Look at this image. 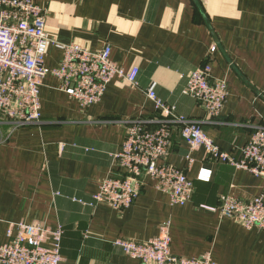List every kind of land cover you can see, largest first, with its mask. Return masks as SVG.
<instances>
[{"label": "crops", "instance_id": "crops-1", "mask_svg": "<svg viewBox=\"0 0 264 264\" xmlns=\"http://www.w3.org/2000/svg\"><path fill=\"white\" fill-rule=\"evenodd\" d=\"M34 2L45 11L50 37L90 51L109 45L111 61L125 72L137 67L138 75L136 86L112 81L86 110L48 76L39 88V124L13 129L0 119V244L7 242L10 224H41L63 232L62 264H141L114 243L150 241L168 223L178 257L264 264V231L244 229L218 211L226 195L264 199V178L206 161L202 148L192 153L187 171L194 190L189 203L171 206L145 178L130 208L92 205L100 182L118 173L112 158L125 137L121 122L154 115L146 96L151 84L178 115L206 119L203 106L182 94L191 72L205 63L212 80L227 82L228 96L217 121H204L202 130L238 157L254 127L264 123V0ZM61 60L62 52L51 48L44 65L54 69ZM186 152L176 129L165 162L185 169ZM203 169L211 171L208 182L197 180Z\"/></svg>", "mask_w": 264, "mask_h": 264}, {"label": "built area", "instance_id": "built-area-1", "mask_svg": "<svg viewBox=\"0 0 264 264\" xmlns=\"http://www.w3.org/2000/svg\"><path fill=\"white\" fill-rule=\"evenodd\" d=\"M51 48L62 52V60L54 69L44 65ZM110 55L109 45L90 51L77 44H61L50 37L45 11L34 0H0V119L13 129L39 124V88L48 76L56 77L61 90L84 110L97 104L115 79L136 86L138 68L125 72L111 61ZM210 70L205 63L191 72L182 91L203 106L205 120L178 115L174 107L158 99L154 84L148 87L146 96L154 104V115L121 122L125 137L120 151L112 158L118 173L100 182L92 205L104 204L115 211L130 208L140 196L145 178L169 197L171 206L189 203L194 190L187 171L193 163L192 153L200 148L206 161L264 178V123L254 127L238 157L222 151L202 130L204 121H217L228 96L227 82L212 80ZM176 129L187 146L185 169L165 162ZM210 177L211 171L203 169L197 180L208 182ZM218 211L221 217L244 229L264 231L262 196L249 201L223 196ZM62 235L61 230L51 231L41 224H10L7 242L0 244V264H62ZM170 242L169 224L165 223L155 239L146 242L123 239L114 244L126 257L141 264H214L208 257H178L171 252Z\"/></svg>", "mask_w": 264, "mask_h": 264}]
</instances>
